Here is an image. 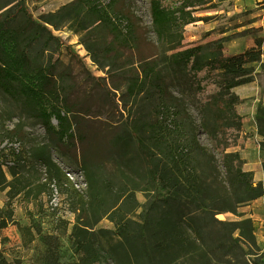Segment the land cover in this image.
I'll return each instance as SVG.
<instances>
[{"label": "trees", "instance_id": "trees-1", "mask_svg": "<svg viewBox=\"0 0 264 264\" xmlns=\"http://www.w3.org/2000/svg\"><path fill=\"white\" fill-rule=\"evenodd\" d=\"M211 3L149 0L161 45L160 51L153 46L148 54L142 53L137 38V17L129 11H117V0H72L41 19L33 16L25 0L0 3V92L43 126L59 152L72 151L77 158L80 148L89 181L95 179L117 196L107 214L120 237L112 250L121 264H155L166 249H186L194 240L217 238L226 228L227 236L236 241L235 228L240 224L252 228L253 221L226 222L216 215L264 194V184H255L252 172L244 171L245 161L235 150L244 147L248 136L243 134L245 120L238 110L243 100L234 92L236 87L254 81L252 66L264 57V37L254 38L251 47L236 54L227 51L226 43L241 33L216 36L209 31L198 40L188 39L186 27L205 20L199 13ZM67 26L76 34L103 27L112 36L110 47L119 45L108 53L118 52L119 47L134 52L135 59L127 69L119 68V73L112 63L94 60L102 69L109 67L107 78L115 90L120 88L114 82L117 76L125 81L126 89L119 97L127 113L124 121L88 118L94 108L102 112L104 107L99 103L103 101L109 109L119 110L117 93L107 87L106 76L94 77L96 93L73 99L66 73L57 71L63 63L52 55L44 60L51 43L55 45L53 52L62 46L72 51L50 28ZM37 45H43L42 49L36 50ZM162 63L167 65L163 69ZM164 69L172 72L180 92L197 110L199 123L185 98L171 90ZM256 118L264 121V109L259 108ZM200 130L212 152L201 144ZM36 156L53 179L59 168L50 148H39ZM112 163L117 170L110 167ZM139 190L154 194L137 220L132 215L139 207ZM85 230L76 225L73 232L82 253L79 264H94L101 254ZM153 236L156 244L150 242ZM57 260L48 249V264H59Z\"/></svg>", "mask_w": 264, "mask_h": 264}, {"label": "rangeland", "instance_id": "rangeland-1", "mask_svg": "<svg viewBox=\"0 0 264 264\" xmlns=\"http://www.w3.org/2000/svg\"><path fill=\"white\" fill-rule=\"evenodd\" d=\"M4 1L1 0L0 3ZM25 1L33 16L41 19L58 11L72 0ZM241 3V0H212L210 8L199 13L205 18L200 21V27L188 26V39L198 40V37L202 38L209 29L214 31L216 36L221 32H227L225 36L239 33L237 31H240L241 23L245 22V18L250 14L237 9ZM116 10L129 11L137 17L136 31L142 44V53L148 54L153 46L160 51L161 44L154 31L149 0H117ZM252 13L258 14L259 9ZM50 28L54 35L59 36L72 48V51L62 46L57 52H53L55 45L51 43L47 47L44 60L52 55L63 63L57 71L66 73L65 79L73 99H82L96 93L98 86L94 77L106 76L107 87L117 93L115 98L119 110L109 109L103 101L104 103H99L104 107L102 112L99 113L94 108L93 116L88 118L95 119L94 121H124L127 113L123 110L119 97L126 89L125 81L117 76L114 82L120 88L115 90L111 78H107L109 67L102 69L94 60L103 64L112 63L119 73V68L127 69L129 63L135 59L134 52L129 48L119 47L118 52L108 53L119 45L117 44L116 48L110 47L112 36L103 27L83 34H76L68 26L60 30ZM247 44L246 39H238L230 44L227 42L226 48L229 53L241 52L247 48ZM42 47L43 45H37L34 48L39 50ZM161 66L163 69L167 65L162 63ZM252 67L254 82L259 83L264 90V57ZM164 72L170 81L171 90L178 97L185 98L191 114L199 123L197 110L180 92L172 72L169 69H164ZM247 103L248 101L244 104L248 105ZM259 108L264 109V91L261 102L245 115L246 134H243L250 139L246 140L243 148L238 147L235 150L240 152L245 161L244 171L252 172L255 184H264V121L256 118ZM199 139L201 144L212 152V146L201 130ZM44 146L50 148L51 157L59 168L53 179L36 156L37 150ZM79 150L77 158L76 153L72 151L64 154L59 152L50 142L43 126L26 116L0 92V264H48V249L54 254V258L58 259L59 264H79L82 253L79 252L73 235L76 225L86 229L85 235L99 249L101 257L94 264H121L114 258L112 250L117 246L120 237L115 234L116 226L107 214L118 198L108 193L95 179L89 181L83 170ZM110 167L118 169L113 163ZM260 176L262 180L259 179ZM221 179L224 181V173ZM137 180L141 183L139 178ZM223 191L224 189L221 190ZM153 194L154 191L136 192L139 207L132 215L134 219L142 218ZM216 218L235 223L250 218L253 224L252 228L246 224L238 225L233 232L234 239H238L236 241L227 236L229 228L220 232L217 238H208L205 242L194 240V236L189 233L194 243L186 249H166L158 256L155 264H264V194L235 210L218 213ZM156 239V236H153L150 242L156 244Z\"/></svg>", "mask_w": 264, "mask_h": 264}, {"label": "crops", "instance_id": "crops-1", "mask_svg": "<svg viewBox=\"0 0 264 264\" xmlns=\"http://www.w3.org/2000/svg\"><path fill=\"white\" fill-rule=\"evenodd\" d=\"M242 3L240 7L237 9L244 11V12H249V16L245 18V22L241 23L240 31L237 32L241 33V36L229 41V44L238 40V39H246L247 40V48L251 47L254 43V38L257 37H264V29L255 33L251 32H246L250 29H260L263 28L264 26V0H241ZM259 9V15L257 13H252V11ZM259 16V18H258ZM200 21L192 23L190 25H193V28L200 27L199 26ZM189 26V25H188ZM188 26L186 27V30H188ZM213 30V29H212ZM234 30V29H233ZM210 31V29H209ZM234 32V31H233ZM227 32H224L223 35H225ZM235 34V33H232ZM231 35V34H230ZM201 36L198 37L200 39ZM246 48V49H247ZM263 50H264V43H263ZM242 52V51H241ZM231 54H236L240 52H230ZM260 63V62H259ZM257 64V63H255ZM255 81V80H254ZM251 82L248 84H244L241 86H238L234 89V92L243 100V102L238 106V110L240 114L244 117L245 120V115H248V112H250V109L254 108L257 106L263 97V87L260 86L259 83ZM248 101V105H245L244 103ZM246 108V109H244ZM247 108L249 110H247ZM244 111V112H243ZM244 125L246 126L245 122ZM246 127H244L243 130H245ZM253 130L256 131V128L253 127ZM245 133V132H243ZM246 134V133H245ZM250 138H247L249 140ZM260 180H262V176L259 177Z\"/></svg>", "mask_w": 264, "mask_h": 264}]
</instances>
